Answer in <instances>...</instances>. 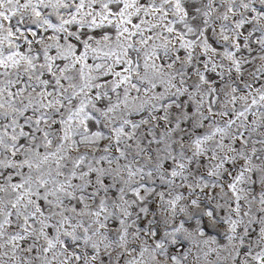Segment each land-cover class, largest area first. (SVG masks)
Instances as JSON below:
<instances>
[{"label": "snow or ice", "instance_id": "snow-or-ice-1", "mask_svg": "<svg viewBox=\"0 0 264 264\" xmlns=\"http://www.w3.org/2000/svg\"><path fill=\"white\" fill-rule=\"evenodd\" d=\"M0 264H264V0H0Z\"/></svg>", "mask_w": 264, "mask_h": 264}]
</instances>
